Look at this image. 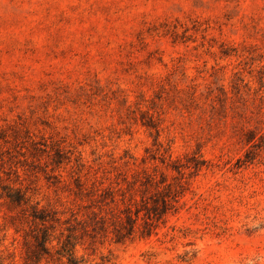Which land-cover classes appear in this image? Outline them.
I'll return each instance as SVG.
<instances>
[{
	"label": "rangeland",
	"instance_id": "obj_1",
	"mask_svg": "<svg viewBox=\"0 0 264 264\" xmlns=\"http://www.w3.org/2000/svg\"><path fill=\"white\" fill-rule=\"evenodd\" d=\"M0 134L3 182L62 218L89 210L77 177L180 180L152 235L86 236L90 262L264 264V0H0Z\"/></svg>",
	"mask_w": 264,
	"mask_h": 264
},
{
	"label": "trees",
	"instance_id": "obj_2",
	"mask_svg": "<svg viewBox=\"0 0 264 264\" xmlns=\"http://www.w3.org/2000/svg\"><path fill=\"white\" fill-rule=\"evenodd\" d=\"M0 138L5 135L0 134ZM98 172L95 170L94 174ZM0 182V211L3 206L9 211L5 212L4 222L0 221V231L14 226L16 232H23L25 261L29 264L44 260L58 264H105L108 260L104 258L101 263H93L85 255H78V244H83L86 236L105 237L110 233L116 242L131 240L139 232L142 237L150 236L159 222L178 208L180 197V180L172 182L163 172L136 167L130 173L117 169L112 176L106 170L102 176L95 175L90 186L80 177L75 178L77 189L71 188L72 192L76 197L89 199V210L79 216L72 209L70 217L62 218L59 210L34 201L28 187L4 183L1 176ZM0 264H16L14 253L0 248Z\"/></svg>",
	"mask_w": 264,
	"mask_h": 264
}]
</instances>
